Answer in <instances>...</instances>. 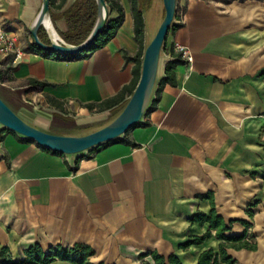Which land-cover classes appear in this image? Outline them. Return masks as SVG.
<instances>
[{
	"label": "crops",
	"instance_id": "1",
	"mask_svg": "<svg viewBox=\"0 0 264 264\" xmlns=\"http://www.w3.org/2000/svg\"><path fill=\"white\" fill-rule=\"evenodd\" d=\"M114 1L123 18L103 46L74 60L26 49L6 84L43 81L27 91V100L73 116L98 112L86 104L112 98L130 83L131 58L139 50L131 1ZM0 2L11 23L7 32L26 46L31 38L22 29L40 0ZM179 4L182 16L164 50L171 55L174 43L180 44L192 61L181 57L175 82L162 85L148 124L128 131L126 139L138 147L114 141L72 167L65 155L1 132L0 250L7 247L15 261L34 244L47 250L81 242L93 248V263L141 264L140 253L156 250L195 264L202 250H218L214 231L189 250L179 244L206 231L207 223L189 219L210 211V200L199 195L211 192L216 212L226 222L236 220L229 233L246 229L256 245L227 252L241 264H264V38L246 33L243 17L223 13L208 0ZM117 16L110 9V18ZM210 239L216 243L207 245ZM144 260L153 264L149 256Z\"/></svg>",
	"mask_w": 264,
	"mask_h": 264
},
{
	"label": "water",
	"instance_id": "2",
	"mask_svg": "<svg viewBox=\"0 0 264 264\" xmlns=\"http://www.w3.org/2000/svg\"><path fill=\"white\" fill-rule=\"evenodd\" d=\"M75 1L66 0L60 10L52 11L50 0H40L35 14L27 23L32 42L39 49L70 56L87 51L92 46L110 19V7L106 0H94L96 15L90 31L81 41L68 43L58 31L66 28L64 17L52 18L51 13L61 14ZM137 4L144 25L143 51L139 78L130 95L103 111L73 116L27 100L24 94L32 85L12 87L0 81V90L6 89L8 100L0 96V133L9 130L21 138L33 140L45 149L65 155L70 166L74 167L77 159L86 156L90 150L123 139L131 127L141 123L165 75V64L173 59L164 48L168 31L176 23L178 0H137ZM47 22L57 37H53ZM41 29L48 42L41 39ZM17 101L19 104L14 108L10 103ZM55 116L64 121H54ZM53 127L64 130L55 132Z\"/></svg>",
	"mask_w": 264,
	"mask_h": 264
},
{
	"label": "trees",
	"instance_id": "3",
	"mask_svg": "<svg viewBox=\"0 0 264 264\" xmlns=\"http://www.w3.org/2000/svg\"><path fill=\"white\" fill-rule=\"evenodd\" d=\"M110 9L116 8L118 10V16L115 18H110L107 24L105 25L102 32L99 34L95 42L92 46L84 52L78 53L76 55L65 56L55 52H46L39 49L32 41H30L27 45V50L35 53H39L46 58H53L57 60H74L78 58H82L86 56L88 52H92L95 49L103 46L115 33L116 29L121 24L123 18V12L120 5L114 0H106ZM131 8L133 12L134 18V32L135 39L139 44V50L135 56L131 59L134 61L133 66V76L128 85H125L122 90L114 97L106 99L100 103H87L86 106L89 109H93L95 106L98 107L97 111H103L105 109L111 108L117 104H119L126 96L130 95L133 91L140 74V64H141V55L143 51V18L142 13L138 8L137 0H130ZM66 3V0H60L58 4H54V0H50V5L52 11L56 8L60 10ZM51 11V12H52ZM52 14V18L54 17H64L66 28L65 30H58L62 38L68 43H77L84 39L88 32L90 31L96 15V5L94 0H76L73 2L66 10H64L61 14ZM177 24L173 25L170 29H175ZM169 29V31H170ZM168 31V32H169ZM39 35L44 42H48L47 36L43 29L40 30ZM168 35V34H167ZM171 56L173 59L167 61L165 64L164 77L161 79L157 91L156 97L153 100L151 106L146 111L144 116V120L141 123L134 125L144 126L148 124V115L151 110L154 108V105L158 98V93L164 83H174V67L177 64L183 62L181 59V55L175 52H171ZM11 69L12 67H7L5 69H0V81L5 82L6 78H11ZM28 84L32 86H43L46 82L37 81L34 79H28ZM131 127V128H133ZM130 128V129H131ZM129 129V130H130ZM128 130V131H129ZM125 133L123 139L114 140L119 142H127L130 143L134 147H138V144L128 141L126 139L127 133ZM2 133H0L1 139ZM110 141L104 143L88 152L86 156L94 153L96 150L100 149L102 146L114 142ZM63 155V154H62ZM202 198H207L210 200L211 208L208 213H204L202 211H197L193 216L189 219L192 223H197L199 226H203L205 223L208 224L207 229L204 233L199 235H192L186 241L179 244V248L182 250H187L191 245H200L206 239L211 237V232L214 231V237L219 240L218 250H215L212 247H207L202 250L196 260L195 264H241L236 258H234L231 254L227 252L228 247L234 248H247L253 250L256 248L255 243L248 241V233L245 229L241 234L235 235L230 234L229 232L232 229V224L236 220H229L226 222L221 215L216 212V208L213 202L212 193L207 192L205 194L199 195ZM242 225L246 228L249 226V223L245 220H238ZM94 254L93 248L85 243L75 242L70 247L63 246L61 244L52 245L47 250H43V248L39 244H34L32 246L27 247L24 250V257L18 261H15L10 254L8 253L7 247H2L0 250V264H49L52 261L59 259L61 261H67L73 264H104L102 261L98 263H93L90 261L89 257ZM147 256H149L153 264H184L181 259L174 253L171 252L168 255L160 254L156 250H152L150 252H142L138 255L140 259L143 261L141 264H151L149 261L144 260Z\"/></svg>",
	"mask_w": 264,
	"mask_h": 264
},
{
	"label": "rangeland",
	"instance_id": "4",
	"mask_svg": "<svg viewBox=\"0 0 264 264\" xmlns=\"http://www.w3.org/2000/svg\"><path fill=\"white\" fill-rule=\"evenodd\" d=\"M60 0H54V4H58ZM211 2L214 6H216L221 12L232 15L234 17L239 16L243 17L245 22V29L246 33H249V35H257L261 39L264 38V0H208ZM180 0H178V7H180ZM56 11V8L53 9ZM151 11V10H150ZM3 9L2 4L0 2V23L4 26L5 29L9 28L10 21L3 15ZM7 31V30H6ZM23 35L29 40L31 38L27 27H24L22 29ZM32 41V38H31ZM29 41H27L28 45ZM12 67V64H10ZM0 69H4L3 64H0ZM11 75H12V69H11ZM12 78V77H11ZM11 78L5 77V83H9ZM6 89L0 90V96L7 100V94ZM31 96L30 93H26L25 97ZM14 108L18 106L19 102H15V104L10 103ZM54 121H61L64 120L61 117L55 116ZM56 131H63L62 128H54ZM52 130V128L50 129ZM82 131V130H81ZM216 243L213 239H210L206 242V244ZM189 250V249H188ZM182 257V255H180Z\"/></svg>",
	"mask_w": 264,
	"mask_h": 264
},
{
	"label": "built area",
	"instance_id": "5",
	"mask_svg": "<svg viewBox=\"0 0 264 264\" xmlns=\"http://www.w3.org/2000/svg\"><path fill=\"white\" fill-rule=\"evenodd\" d=\"M182 16L181 8H177L176 17ZM27 48L21 43L15 35L9 34L2 23H0V64H3L4 69L11 67L15 59L19 57ZM173 50L181 54V57L190 63L192 61V55L189 50L180 44L174 43Z\"/></svg>",
	"mask_w": 264,
	"mask_h": 264
},
{
	"label": "bare ground",
	"instance_id": "6",
	"mask_svg": "<svg viewBox=\"0 0 264 264\" xmlns=\"http://www.w3.org/2000/svg\"><path fill=\"white\" fill-rule=\"evenodd\" d=\"M46 25H47V27L49 28V30L51 31L53 37H57V36H56V33H55L54 30L52 29L51 24H50L49 22H47Z\"/></svg>",
	"mask_w": 264,
	"mask_h": 264
}]
</instances>
